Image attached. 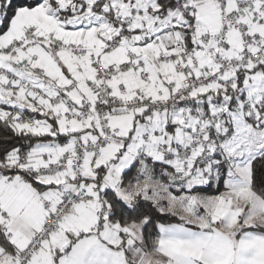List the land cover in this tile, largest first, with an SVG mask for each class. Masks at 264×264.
Wrapping results in <instances>:
<instances>
[{"label":"snow or ice","instance_id":"1","mask_svg":"<svg viewBox=\"0 0 264 264\" xmlns=\"http://www.w3.org/2000/svg\"><path fill=\"white\" fill-rule=\"evenodd\" d=\"M0 264H264V0H0Z\"/></svg>","mask_w":264,"mask_h":264}]
</instances>
